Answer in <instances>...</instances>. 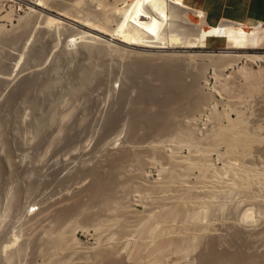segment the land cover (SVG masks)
<instances>
[{
  "label": "rangeland",
  "instance_id": "obj_1",
  "mask_svg": "<svg viewBox=\"0 0 264 264\" xmlns=\"http://www.w3.org/2000/svg\"><path fill=\"white\" fill-rule=\"evenodd\" d=\"M30 1L36 0H0V16H4L0 20L3 30L0 32V264H145L153 257H162L161 260L168 264L173 261L199 264L198 258L203 253H210L209 259L214 262L216 258L225 262L229 255V258L234 255L235 259L241 255L252 264H264V222H259L257 213L254 215L257 210L253 202L249 204L250 201L242 200V195L235 190L222 195L224 198L220 196V200L216 199L222 207L215 206L205 219H201V224L206 227L203 237L194 241V249L191 246L190 253L187 252L182 259L171 246H163L160 254L155 253L154 248L171 238L179 243L176 234L186 222L184 215H178L182 220L178 216L171 220V229L163 238L140 244L141 221H146L149 210L152 213L148 212V216L150 213L153 217L160 215L173 201H184L183 197H195L202 192L199 189L203 177L197 168H192L185 181V184L189 183L186 184L188 189L172 184L174 188L169 190L172 196L168 192L161 194L164 197L159 194L158 198L153 184L174 170L173 163H169L165 156L173 145L180 144L179 152L185 161L193 163L197 158L194 152L206 147L212 133L226 126L227 120H240L248 133L258 139L250 144L243 159L252 165L256 163L257 169L259 163V167L264 168V62L241 59L216 73L205 57L182 58V63L171 69L169 61L164 64L163 59L155 60L154 57L150 60L154 61L152 64H145L149 70L151 65L152 68L169 65V70L177 69L183 88L182 92H176L177 97H172L179 86L172 93L164 77L159 81L158 75L148 74L145 82L155 87L158 101L143 105L139 103L142 88L133 87L127 76L128 69L138 61L136 58L127 56V53L120 55L109 51L87 55L82 43L87 47L99 45L75 36L70 40L69 34L73 30L69 27L67 30V26L41 31L40 25L33 20V10H43L46 2L37 7ZM47 1L77 16L98 11L99 1L114 2L89 0L93 6L88 0L86 3L78 0V4L77 0H69L70 3L68 0ZM68 7L70 11L66 10ZM154 15H151L152 19L147 18L148 22L138 25L140 34H146L144 37L154 38L153 32L159 27L156 23L158 17ZM164 19V34L183 37L185 29L188 33L187 25L180 27L179 22L174 24L172 20L168 21V17ZM197 24L192 27L194 31L199 30L200 35H213L211 38L222 43L221 48L213 50L231 48L229 37L216 30L219 25L208 32L204 25ZM111 27L116 28V23ZM12 36L21 40L9 44L3 38ZM38 48L40 54L35 57L32 50ZM259 48L264 49V42ZM89 67L92 81L87 79L83 86L81 74ZM241 67L259 78L258 90H250L248 82L242 75L240 77L238 70ZM25 80L34 83L28 90H19V84ZM161 87L163 93L166 88L169 90L171 98L168 93H162L163 99L162 91L157 90ZM112 114H117V121L109 130L106 120L109 121ZM218 146L215 151L224 153L225 145ZM212 152L211 162L222 168L226 157ZM221 176L227 178L224 174ZM249 207L252 209L249 213L251 219L244 217ZM191 229L194 231V227ZM63 232L66 239L72 237L75 241H68L65 252L54 245L55 236ZM233 260L225 264H233ZM218 261L215 264L221 262Z\"/></svg>",
  "mask_w": 264,
  "mask_h": 264
},
{
  "label": "bare ground",
  "instance_id": "obj_2",
  "mask_svg": "<svg viewBox=\"0 0 264 264\" xmlns=\"http://www.w3.org/2000/svg\"><path fill=\"white\" fill-rule=\"evenodd\" d=\"M73 1H75V0H73ZM80 1L81 0H79V2ZM86 1L87 0H85V3H86ZM44 2H46V4ZM68 2H69V0H68ZM82 2L84 3V1H82ZM96 2H97V0H96ZM29 3L31 5L37 6V7L40 6V4H42V3L47 5L46 8H44L43 10H37V9L33 10L34 14H35V19H33V20L36 23H38V25H40L39 28L41 29V31H42V29H44V28L46 29L49 27L61 26V28H62V26L63 27L67 26L66 27L67 30H68V27L71 28L73 31L76 30L74 32L72 31V33H71V29H69L70 31H68V32L71 33V34H69L70 40L73 38V36H75V37H79L81 39L82 38H84L86 40L90 39L91 41L94 42V44L97 43L96 45H99L98 47L97 46H91V45L89 47H87V46H85V44L82 43V47L87 49L86 50L88 52L87 55H90V54L93 55L94 53H96V54L100 53L101 54L103 52L109 51V53L110 52H112V53L116 52L117 54H120V55L127 53V56L131 55L134 57V59L136 58L138 61L135 62V65L132 64L131 69H128L129 73L127 72L128 73L127 76L129 75V79H130L131 85L133 87L135 85L139 88H142V89H140V92L141 91L142 92L139 93V95H140L139 101L140 102L139 101L138 102L141 104L143 103V105L149 101L152 102V101H156L158 99L157 95H156L157 92H156L155 87L153 88L151 85H149L150 83L148 84L145 82V80L148 78L147 77L148 74L152 73L153 75H156V76L158 75L160 77V78H158L159 81H160V79L162 80L165 78L166 83H169V84H167V86H168L167 88L169 90H171L170 92H172L173 89L175 90L177 88V86H179L180 88L176 89L177 91H175V92L173 91L174 92V93L172 92L173 94L171 93L172 97H177L178 94L176 92H182L181 90L183 88L182 85L179 83V78H178L179 76L177 74L178 71L176 72L177 69L169 70L167 67L169 65L166 64L167 66H165V67L161 66V68H158V67H160L158 65L156 66V68L154 67L155 65L153 66L154 68H152V65H151L150 67H151L152 71L149 70V68H148L149 66L147 65L148 66L147 67L145 64L146 63L152 64L154 61L151 62L150 60H152L154 57H156V59L154 58L155 60H157V58H159L158 60L163 59L164 64H165L166 60H167L166 63H168V61H169L168 64L172 65V67L170 66V69L174 68V67L177 68L178 63L180 65V62L183 61L182 58L186 57L190 60L191 59L194 60V58H197V57H205L207 60H209L210 64H212L215 72L216 71L222 72L225 69L229 68L230 66H233V65L239 63V61L241 59L258 60L260 62H264V49H261V48H256V49L223 48V49H218V50H213V49L207 48L206 42L208 39H214V38H211L213 35L210 37L208 35V33H206V32L205 33L207 35H202V34L200 35L199 34L200 32H198L199 30L198 31L196 30L197 31V33H196V31H194L195 30L194 28L196 27L195 24L200 23L201 25H199V26H202V27L204 25L205 29H208V32H209V30H215L216 28H212V27L206 26L204 24L203 15L201 12L194 10V9H191V8L185 6L184 4H182L181 2H178V1H174V0H117V1H115L114 0L113 3H111V2L107 3L105 1H103V2L99 1L98 6L100 7V9L99 10L97 9L98 11H96V12L92 11L93 13L90 12V14L88 13L89 15L87 14V15H83V16H77V15H75V13L72 14L73 12L71 13V11L69 10L70 6L68 7V9L66 8V10L70 11V13H69V12L64 10L65 8L61 9V6L57 8V5L56 6L52 5L53 3L51 2L52 4H50V1L48 2L47 0H36V1H30ZM76 3L78 4V0ZM64 4H66V2ZM89 4H90V1H89ZM73 5L75 6L74 3H73ZM90 5H93V3ZM72 7L73 6H71V8ZM32 8L33 7H30L31 10H32ZM77 8H79V7H77ZM86 10H88V9H86ZM72 11H74V10L72 9ZM77 11L79 12L80 10H76V12ZM151 15H154L155 18L158 17L157 18L158 22L156 20V23H157V26H159V27H158V29H156L155 32H153L154 38H152L151 36H150L151 38H149L147 36L144 37L146 34L145 35L140 34L141 33V32H139L140 27L138 26L139 24H141V22L143 23V21L148 22V21H146L148 17H151L150 19H152L153 17ZM165 17H168V21L172 20V22H174V24L179 22L178 23L179 26L180 25L181 26L187 25L186 27H189V29H187L188 33H186V29H185L184 30L185 32L184 31H183L184 33L182 32L183 37H181L182 35L181 36L177 35L178 37H176L175 34H173V36H170V34H166V33H165L166 37H163L165 34L163 33L164 31H162L164 29L162 26V23L164 22V20L167 19V18L164 19ZM2 18H4V16L3 17L0 16V20ZM155 18L153 20H155ZM175 21H177V22H175ZM113 23H116V28L111 27V24H113ZM154 23H155V21H154ZM180 23H182V24H180ZM171 24L172 23L170 22V25ZM34 26H33V28H34ZM58 27H57V29H58ZM182 27H184V26H182ZM192 27H194V28L192 29ZM77 28L80 29L81 31L78 30ZM155 28H157V27H155ZM197 28L199 29L198 26H197ZM1 30H2V26L0 25V32H1ZM23 30H26V29L24 28ZM216 30L220 31V33H223L224 35L229 37V34L233 31L264 33V25H261L259 23V24H255L252 26H250V25L244 26V25L232 23L229 21L228 22L223 21L219 24V26L217 27ZM45 32H46V30H45ZM180 34H181V32H180ZM171 35H172V33H171ZM19 37L21 38L22 35L20 34ZM19 37H17V36L13 37L12 36L10 38H5V37H3V38L9 44H14V43L18 42L19 40H21ZM156 38H157V40H156ZM73 39H75V38H73ZM70 43H72V42H70ZM31 44H32V42H31ZM33 50H32V52H33V54H35V57H36V55L38 56L40 54V48H38L34 51ZM192 50H197V51L193 52ZM226 50H230V51H226ZM250 52H259V53H250ZM144 65L147 67V69L149 71L146 70V67ZM142 66H144V67H142ZM1 67L2 66L0 64V68ZM3 68H4V66H3ZM89 69L91 70L90 67L88 69L86 68L84 70V72H82L83 75L81 74V79H82L81 84L83 86H84V84L87 83V79L91 80L92 74H90V73H92V72ZM87 70H88V72H87ZM153 71H155V72H153ZM238 71L241 73V74L239 73L240 77L242 75V78H244V80L246 82H248L250 90H258L260 88V86L258 84L259 78L255 74L247 72L246 69H244L242 67L239 68ZM149 76H151V75H149ZM9 77H10V75H9ZM161 77H164V78H161ZM0 79H2V78H0ZM127 79H128V77H127ZM155 80L156 79L154 78V81ZM3 81H4V79H3ZM3 81H2V83H3ZM6 82H8V81H6ZM33 83H34V81H33ZM33 83H32V81H29V80H27V81L25 80L24 82L22 81L21 84H19L20 85L19 90L20 89L21 90H24V89L28 90L29 87H31V85ZM161 83H163V82H161ZM166 83H163V84L165 85ZM47 84H46V86H48ZM82 85H80L81 88H82ZM5 86H7V85H5ZM49 86H51V84ZM165 86H164V89H165ZM43 87H45V86H43ZM79 87L77 88V90L78 89L80 90ZM45 88H44V90H45ZM162 88L163 87L157 89V90L162 91L161 93H160V91L158 92L161 95L164 92V89H162ZM167 88H166V91H168V92L165 91V93L166 94L168 93L169 94L168 97L171 98L169 90ZM41 90L43 91L42 88H41ZM165 93H163V94L165 95ZM183 93H184V90H183ZM160 94H158V95H160ZM164 95H162V97ZM174 95H176V96H174ZM183 95H185V94H183ZM81 97H82V95H81ZM178 97H180V94ZM164 98L165 97H163V99ZM177 100H179V99H177ZM161 101H163V100H161ZM171 101H173V100H171ZM159 102H157V103H159ZM165 102H167V100ZM117 112H119V110ZM115 113H116V111H115ZM116 115L117 114H112L109 117L110 119L108 118L109 121L106 120L108 122L107 124H108L109 130L111 128L113 129V127L117 121ZM227 121L229 123L226 126H223L221 128L218 127L219 130H217V132H215L214 134L213 133L211 134V137H210V139H208V142H207V145L205 148L201 149L200 151H197V150L195 152L193 151L197 157L196 159H194L195 161L193 163L185 161V157L183 155H181V153L179 152L180 151L179 150L180 144L173 145L170 153L168 155L166 153L165 156H166L167 160L169 161V163H173L171 165L172 166L174 165V170L172 172H168L167 176H165L166 178L164 177L165 179L163 178V180H161L160 182L158 181L157 184L155 183L156 185L153 184L154 190L156 191V193H158V198L160 197L161 194L168 193L169 190L171 191V189L173 190L174 187L172 188V186H171L172 184L175 187L177 184V186L179 188L188 189L186 186L189 183L187 184V182H186V184H187L186 185L185 181H187L186 178H187L188 173L191 171L192 168L193 169L197 168V170H199V173H201L200 176L202 175L201 177H203V180L200 182V184H203V185L200 186V184H199V186H200L199 190H201L202 192L200 191L201 192L200 195L195 196V197L193 195L183 197L184 201L183 200L178 201L176 199L177 201H173L174 203L172 205H170V208L167 211H163L164 213L162 212V214H160V215H157L154 217L152 215L150 216L152 211L149 210L148 212H151L149 214V216H148V212L146 214L147 216L144 215L146 218V221H141V223L143 224L141 227V233H142V239L140 242L141 245H144V243H147L146 241H149V240H153V239L159 240L160 238H163L165 233H167V231L171 229V223H170V222H172L171 220H173L178 215H184L186 222H183V224H181V227L179 228L180 230L179 231L177 230L178 232L176 234L177 237L179 238L178 239L179 243H176L174 240H171L173 238L170 237L171 239H167V240L164 239L165 240L164 242H162L163 241L162 240L161 241L162 243L160 245H158L157 247L155 246V248H154V252L159 253L161 251V249L163 248V246H171V247H173L172 248L174 250L173 252L180 255V259H182L183 255H185L187 252H189L194 241L198 240V238H201L202 233L205 232L206 227L204 224H203L204 226L201 224L202 223L201 219L204 218L205 216H207V214H209L210 211H212L211 209L214 208L215 206L218 208L222 207L221 204H218L216 199L218 198L220 200L221 199L220 196H222L226 193L232 192L234 190L237 191L238 193H240V195H242L241 196V198L243 197L242 200L250 201L249 204H251L253 202L254 208H255V206L257 208V209L255 208V210H257V211L254 212V215H255V213H257V215H258L257 217H258L259 222H261V221L264 222V168H260L261 165L259 163L258 165L260 167L258 166V169H257V166L256 167L254 166L256 163L254 165H252V164L247 163L243 159L248 154V147L250 146V144L251 143L254 144V142H257V140H258L257 136L256 137L251 136L253 133H251V135H250V133H248L249 131H247V129L244 127V125L241 123L240 120H236V119L234 120L233 119V120H230V121L227 120ZM162 130H160V131H162ZM259 143L261 144V142H259ZM220 144L225 145V152L222 154H219V152L217 153L215 151V148ZM160 147H161V145H160ZM218 147H220V146H218ZM254 147H256V145ZM182 148H183V145H182ZM212 151H214V153H216L217 156H223L224 155L226 157V160H225L226 162L225 161H224L225 163L222 162L224 164L223 166H221L222 168H217L215 166L216 164L213 165V162H211L210 153ZM249 153H250V151H249ZM212 154H213V152H212ZM251 156H253V155H251ZM222 161H223V159H222ZM167 167H165V168L167 169ZM262 167H264V165ZM169 170H171V169H169ZM160 174L162 175V172ZM223 174H224V176L226 175L227 178H225V177L223 178V176H221ZM191 176H192V174H191ZM222 178H223V180H221ZM174 183H175V185H174ZM153 187L151 186V188H153ZM178 187H177V189H179ZM151 188H150V190H151ZM193 190H195V189L193 188ZM174 191H176V190H174ZM181 192H183V191H181ZM237 192H235V193H237ZM170 193L171 192H169V194ZM148 196H149V194H148ZM156 196H157V194H156ZM156 196L154 195V197H156ZM161 196L164 197V195H161ZM166 196H167V194H166ZM166 196H165V199L166 200L169 199ZM171 196H172V193H171ZM151 198H153V197H151ZM178 198H179V196H178ZM156 199H157V197L155 198V200ZM162 199H164V198H162ZM242 202H244V201H242ZM245 203H248V202H245ZM170 204H171V202H170ZM159 206L161 207L160 204H159ZM164 206H166V205H164ZM251 207H249L250 209L247 208L249 211L248 210H246V211H248V212L243 210L244 212H246L244 214V217L248 216V219H251L249 217V216H251V215H249L250 211L252 210ZM251 213H252V211H251ZM179 218L181 219V217H179ZM179 222H181V221H179ZM175 224H177V223L175 222ZM262 225L263 224H261V226ZM140 226H141V224H140ZM192 227H194V229H193L194 231H192V229H191ZM226 227H228V226H226ZM74 230H75V228H74ZM174 232H173V234H174ZM136 234H138V231ZM175 240H177V239H175ZM68 241H70V243H71V241H74V240L72 239V237L69 239H66V237H64V232L58 233L55 236L54 245L57 247L58 250H64V252H65V249L68 248ZM181 245H183V246H181ZM193 249H194V247H193ZM167 250H168V247H167ZM170 253H172L171 250H170ZM209 254L210 253H207V254L203 253L202 255H200L198 258L199 264H211V263L215 264V262L218 260L221 261L223 264L224 259L221 260L222 258L221 259L220 258H216V259L214 258L216 260L214 262V261L209 259L210 258ZM188 256H189V254H188ZM229 256H228V258H229ZM232 256L234 257V255H232ZM232 256H231V258H233ZM237 256H235L237 259L233 258L234 260L231 258H229V259L226 258L227 260L225 259V262L226 261L228 262V260H233V264H235V263L237 264L239 261H240L239 264H250L251 263L249 260H245L246 258L244 259V256H241V255H239L238 257ZM241 258H243L245 261ZM161 259H162V257L161 258L153 257V258L149 259L147 262H145V264H168V263H165L164 261H162L163 259L162 260ZM238 259L243 260V262L241 260H238ZM219 261H218V263H219ZM174 262L175 261H173V263L172 262L171 263L172 264H180L181 263V262L179 263L178 261L175 263ZM221 262L219 264H221ZM225 262H224V264H225ZM143 264H144V262H143Z\"/></svg>",
  "mask_w": 264,
  "mask_h": 264
},
{
  "label": "crops",
  "instance_id": "obj_3",
  "mask_svg": "<svg viewBox=\"0 0 264 264\" xmlns=\"http://www.w3.org/2000/svg\"><path fill=\"white\" fill-rule=\"evenodd\" d=\"M197 10L203 15L206 26L219 25L223 21L252 26L264 25V0H174ZM264 42V33L233 31L229 34V46L236 49H256ZM215 39H208L206 47L221 48Z\"/></svg>",
  "mask_w": 264,
  "mask_h": 264
}]
</instances>
